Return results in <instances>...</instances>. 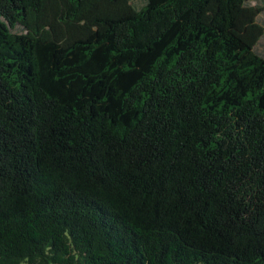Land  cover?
<instances>
[{
  "label": "trees",
  "instance_id": "trees-1",
  "mask_svg": "<svg viewBox=\"0 0 264 264\" xmlns=\"http://www.w3.org/2000/svg\"><path fill=\"white\" fill-rule=\"evenodd\" d=\"M262 12L0 0V264H264Z\"/></svg>",
  "mask_w": 264,
  "mask_h": 264
},
{
  "label": "rangeland",
  "instance_id": "rangeland-1",
  "mask_svg": "<svg viewBox=\"0 0 264 264\" xmlns=\"http://www.w3.org/2000/svg\"><path fill=\"white\" fill-rule=\"evenodd\" d=\"M133 3L136 6H140L144 3V0H133ZM254 4V3H253ZM258 24L263 28L264 30V12H262L259 16H258ZM257 49L259 52L264 51V35L262 36L261 40L259 41L258 45H257Z\"/></svg>",
  "mask_w": 264,
  "mask_h": 264
}]
</instances>
